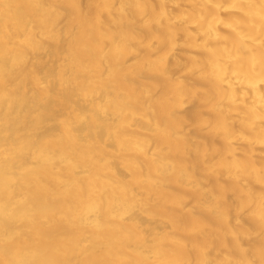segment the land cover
<instances>
[{"label":"bare ground","instance_id":"1","mask_svg":"<svg viewBox=\"0 0 264 264\" xmlns=\"http://www.w3.org/2000/svg\"><path fill=\"white\" fill-rule=\"evenodd\" d=\"M4 2L12 8L0 7V28L12 25L11 51L27 66L0 65V246L11 238L8 247L28 260L129 264L149 258L136 247L142 230L168 225L209 247L215 238L212 259L241 258L231 233L239 231L248 248L254 217L243 210L237 216L236 205L243 197L258 206L264 187V34L258 7L235 6L260 0ZM69 4L76 7L61 10ZM26 35L31 43H21ZM113 35L128 45L120 56L112 52ZM201 66L204 74L193 76L190 69ZM165 70L171 81L162 79ZM189 80L202 91L177 90L175 81ZM149 89L172 97L169 110L186 125L182 138L154 135L158 113ZM217 181L231 185L224 202L232 211L206 232L213 217L200 201ZM151 259L204 256L170 242Z\"/></svg>","mask_w":264,"mask_h":264},{"label":"snow or ice","instance_id":"2","mask_svg":"<svg viewBox=\"0 0 264 264\" xmlns=\"http://www.w3.org/2000/svg\"><path fill=\"white\" fill-rule=\"evenodd\" d=\"M0 7L11 10L12 5L7 4L4 0H0ZM75 4H69L67 6H60L61 10L66 11L67 8H75ZM109 9L114 8L115 5H105ZM126 6L121 5V9ZM139 7V5H137ZM240 9L248 8H259V16L261 20V31L264 34V0H260L259 5L248 4V5H239L235 6ZM248 13H244V19H247ZM68 31V37L73 38L75 36V28H66ZM107 39V37H105ZM112 40L114 42V48L112 52L114 55L120 56L123 54L124 50L127 48V43L124 40L118 39L116 35L112 36ZM15 35L14 30L11 24H5L2 28H0V47L4 49L2 53H0V65L3 68L11 71L17 68H26L27 60L25 56L21 53H13L11 51L12 48L15 47ZM21 43H31V36L26 35L21 40ZM261 52H260V72L259 79L261 84V101L264 104V39L261 40ZM107 46V45H105ZM153 50V53L154 54ZM140 53H137L139 55ZM244 55H248V51L245 50ZM253 61L255 60L252 57ZM107 72L108 77L111 78L113 73L111 68H106L104 70ZM190 72L193 76L199 72L203 75V66L200 68L194 67L190 69ZM103 76L104 73H101ZM161 77L164 81H171L172 77L167 70L161 72ZM175 86L177 90L181 91L185 88V86L195 89L197 92L202 91V89L198 88L196 82L194 80L187 81V85L181 81H175ZM254 87V85H253ZM147 98L152 102L153 109L158 113V119L155 125V133L160 140L170 138L176 136L177 139L182 138L183 136V128L186 126L183 121L178 118V115L175 111L169 110V105L172 103V97L170 95H156L150 89L147 92ZM100 111L106 113V110L103 108V104L100 105ZM261 128L264 129V117L261 118ZM260 143L264 146V135L260 137ZM196 147L197 151H199V146ZM264 150V149H262ZM214 159V157H213ZM262 163L260 167V178L261 183L264 185V156L261 157ZM208 156L205 153L204 163H207ZM206 187V186H205ZM231 185L228 182H224L221 184L217 181V189L214 190V194L208 198L202 199L200 204L202 207L207 208L211 211L213 219L210 221V229H207L206 232H212L216 226L217 221L223 220L227 213L232 211L231 208L226 210V205L224 202V194L229 191ZM186 207V206H185ZM248 211L252 213L254 217V226L250 228L247 232L249 237V247L243 248L241 247V234L239 231H234L231 233L233 237L232 243L234 244L233 254L237 255L241 258H237L230 261H220L216 259L210 258L212 255V251L218 247V242L214 238L211 240V247H209V242L207 240H201L199 237L192 239L187 236H178L175 231L168 225L165 227L167 231L160 230H148L143 229L142 235L140 236L137 242V250L142 254L149 257L148 259H144L136 262H129V264H264V187L260 190L259 204L257 206L255 198L251 201L245 200L241 197V201L236 205L237 216H239V212ZM190 214L193 217H198L199 213L196 208L190 210ZM129 219H132V214H129ZM237 223H239V219H237ZM255 235H258L259 245L255 246L254 241ZM171 244H175L180 249H186L189 245L192 246V249H199L204 256V259L201 260H165V259H151L153 256L160 257L163 254L169 251V246ZM11 245V238H6L3 242V246H0V264H106L103 261H54V260H28L24 258H19L17 251L13 247H8ZM175 251V249H172ZM259 254V259H255V255ZM243 257H251V258H243Z\"/></svg>","mask_w":264,"mask_h":264}]
</instances>
